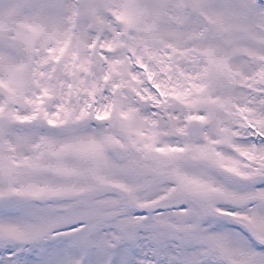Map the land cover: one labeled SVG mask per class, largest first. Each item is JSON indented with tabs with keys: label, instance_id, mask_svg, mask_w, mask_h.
Listing matches in <instances>:
<instances>
[{
	"label": "snow or ice",
	"instance_id": "6c2138e0",
	"mask_svg": "<svg viewBox=\"0 0 264 264\" xmlns=\"http://www.w3.org/2000/svg\"><path fill=\"white\" fill-rule=\"evenodd\" d=\"M0 264H264V0H0Z\"/></svg>",
	"mask_w": 264,
	"mask_h": 264
}]
</instances>
